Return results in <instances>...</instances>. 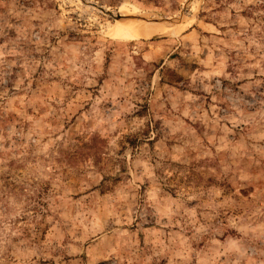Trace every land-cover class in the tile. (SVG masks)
Masks as SVG:
<instances>
[{"label": "rangeland", "instance_id": "obj_1", "mask_svg": "<svg viewBox=\"0 0 264 264\" xmlns=\"http://www.w3.org/2000/svg\"><path fill=\"white\" fill-rule=\"evenodd\" d=\"M0 264H264V0H0Z\"/></svg>", "mask_w": 264, "mask_h": 264}, {"label": "bare ground", "instance_id": "obj_2", "mask_svg": "<svg viewBox=\"0 0 264 264\" xmlns=\"http://www.w3.org/2000/svg\"><path fill=\"white\" fill-rule=\"evenodd\" d=\"M135 11L136 8L129 7L121 10L119 13L126 15L134 14ZM117 21L119 22L113 23V25L109 26V33L117 38L133 40L174 34L180 31L181 27L184 26L178 24L179 26L171 27L173 24L159 23L149 18H132Z\"/></svg>", "mask_w": 264, "mask_h": 264}, {"label": "water", "instance_id": "obj_3", "mask_svg": "<svg viewBox=\"0 0 264 264\" xmlns=\"http://www.w3.org/2000/svg\"><path fill=\"white\" fill-rule=\"evenodd\" d=\"M102 12L116 18L117 20H126V19H132V18H136V19H140V18H149L152 19L154 21H157L159 23H167V24H175L177 22H180L181 19H170V18H166L163 16H159L158 18H154L152 15L150 14H142V15H122L121 13H115L111 10H107L105 9L103 6L101 5H96Z\"/></svg>", "mask_w": 264, "mask_h": 264}]
</instances>
